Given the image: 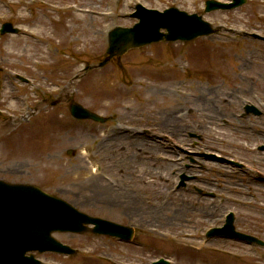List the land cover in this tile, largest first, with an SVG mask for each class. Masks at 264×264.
Here are the masks:
<instances>
[{"label":"rangeland","instance_id":"obj_1","mask_svg":"<svg viewBox=\"0 0 264 264\" xmlns=\"http://www.w3.org/2000/svg\"><path fill=\"white\" fill-rule=\"evenodd\" d=\"M205 1L129 0L123 6L118 0H0V26L11 23L19 31L0 35V180L36 186L88 216L136 231L131 244L89 233H56L55 239L77 253H36L42 264H151L160 258L170 264H264V248L205 238L231 212L238 232L264 242V183L231 173L228 164H245L264 176V155L257 150L264 145V114L237 117L244 103L264 110V42L234 33L264 37V0L212 13L203 12ZM136 5L158 12L174 7L224 31L130 50L86 72L105 58L110 30L137 22L132 18ZM67 98L109 120L77 121L68 103L51 107L43 102ZM166 116L173 119V128L160 125ZM117 128L126 131L122 138L138 135L171 146L160 151V162L176 164L164 187L172 199L188 201L191 213L182 216L179 229H164L174 236L181 233V239L150 234L149 218L123 209L121 201L128 199L117 194L130 176L112 162L121 161L128 141L119 142ZM113 135L116 141L106 145L119 157L100 147ZM208 152L222 161L197 155ZM134 164L146 167L144 161ZM180 172L190 177L184 188ZM95 174L105 189L92 186ZM135 187L134 181V192ZM140 188V198L150 199V186ZM195 188L217 198L199 195Z\"/></svg>","mask_w":264,"mask_h":264},{"label":"water","instance_id":"obj_2","mask_svg":"<svg viewBox=\"0 0 264 264\" xmlns=\"http://www.w3.org/2000/svg\"><path fill=\"white\" fill-rule=\"evenodd\" d=\"M232 1V4H222L209 0L205 3V13L232 9L245 3V0ZM133 17L137 18L139 23L131 29L116 28L110 33L106 52L108 57L99 67L110 58L121 56L133 48H142L160 41H191L201 36L213 35L217 31L208 22L203 21L202 16L188 15L176 8L158 13L138 6ZM0 33H16V30L10 24H5ZM70 112L77 119L103 121L79 105H72ZM226 220L222 229L211 230L208 236L218 235L264 246L253 237L235 232L233 216L230 215ZM88 225H92L91 232L99 236L107 235L124 241H129L133 236L131 228L89 217L35 187L10 185L0 181V264H40L32 255L26 257L27 253L34 251L74 254L75 251L56 242L51 233H82L88 230ZM154 264L167 263L160 261Z\"/></svg>","mask_w":264,"mask_h":264},{"label":"bare ground","instance_id":"obj_3","mask_svg":"<svg viewBox=\"0 0 264 264\" xmlns=\"http://www.w3.org/2000/svg\"><path fill=\"white\" fill-rule=\"evenodd\" d=\"M118 3H121L124 6L125 4L129 3V0H118ZM169 116L173 115L170 114ZM169 116H166V118L160 120L161 126H165L167 128L174 127V121L173 119L171 120V117ZM174 116L176 117L177 114H174ZM117 132L120 137L123 136V132L126 133L125 130L121 131V128H117ZM254 133L256 134V132ZM109 140H115L114 135L112 139H103L100 143V147L103 150L106 148L104 151L105 154L111 155L112 157L113 155L114 157H119L116 152L113 153V151L111 150V145H106ZM125 140L126 143L128 141V147L126 149L121 148V150H124L120 156L121 161L112 162L116 167H121L119 173H123L124 171L130 176V178L128 179L129 183L127 186H124V189L118 187L119 189L123 190L122 193L117 194L118 198L124 197L125 199H128V201L125 200V202L121 201V203L124 204L123 209L128 212L138 210L139 214H142L145 219L149 218V221L147 222H149V224L151 223V225L146 229L150 234L161 236L166 235L175 241L178 240V238L181 239V233L180 235L174 236L165 232L164 229L167 226L179 229L185 223L183 221L184 217L182 216H187L191 213L188 201L180 200V198L172 199L170 192L167 190V188L164 187V185L168 184L169 178H171L168 171L174 169L176 167V164L171 160H169L167 163L160 162L162 160L160 151H164L159 142L161 139H157V141L156 139H154L150 142L149 140L144 139L143 137H140L138 135H136V138L127 135V137H121V140L119 142H123ZM119 144L120 143H117V145ZM112 157L110 159H112ZM134 160L138 163H143V161L146 162V167H135L136 164H134ZM97 177L98 175L95 174L90 178L93 180ZM97 179L98 180H93L92 186L94 188L105 189L106 186L101 183V179ZM134 181L136 183L135 192L131 190L132 184L134 188ZM141 186H150L149 190H151L152 194L151 198L147 201H144L142 198H140V192L142 191V188H140ZM131 193H133L134 196H132ZM97 196L98 195H95V197ZM107 197L109 200H112V197ZM106 201L108 202L107 199ZM142 208H144L145 210ZM262 208L264 209V207Z\"/></svg>","mask_w":264,"mask_h":264},{"label":"flooded vegetation","instance_id":"obj_4","mask_svg":"<svg viewBox=\"0 0 264 264\" xmlns=\"http://www.w3.org/2000/svg\"><path fill=\"white\" fill-rule=\"evenodd\" d=\"M255 40H257V39H255ZM263 153H264V150H263Z\"/></svg>","mask_w":264,"mask_h":264}]
</instances>
